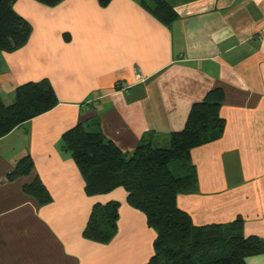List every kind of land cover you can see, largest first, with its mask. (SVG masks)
Returning <instances> with one entry per match:
<instances>
[{"label": "crops", "instance_id": "obj_1", "mask_svg": "<svg viewBox=\"0 0 264 264\" xmlns=\"http://www.w3.org/2000/svg\"><path fill=\"white\" fill-rule=\"evenodd\" d=\"M178 16L156 18L142 0H16L32 26L28 41L0 51V100L17 86L48 80L51 110L0 137V264H145L157 232L122 187L88 195L65 131L99 122L123 152L142 142L166 146L192 105L213 88L225 98L222 136L191 150L196 186L178 206L196 225L244 219V234L264 239V0H166ZM29 174L9 178L18 161ZM39 177L52 200L24 186ZM118 200V228L107 243L83 230L96 203ZM247 264H264V253Z\"/></svg>", "mask_w": 264, "mask_h": 264}, {"label": "trees", "instance_id": "obj_2", "mask_svg": "<svg viewBox=\"0 0 264 264\" xmlns=\"http://www.w3.org/2000/svg\"><path fill=\"white\" fill-rule=\"evenodd\" d=\"M16 0H0V51H13L29 39L32 26L19 15ZM55 6L63 0H37ZM107 5L111 0H99ZM160 21L172 23L178 16L166 0H142ZM225 91L211 89L195 102L182 130L169 135L166 146L142 142L131 152H123L100 129L79 121L65 131L63 148L70 151L85 180L88 195L105 194L122 187L128 203L146 214L148 225L157 232L154 254L145 264H247L248 256L264 253V239L244 234V219L238 216L226 224L196 225L191 215L177 204L180 193L196 186L191 150L220 138L225 129L221 106ZM58 104V96L48 80L28 81L17 86L15 100H0V137ZM176 163V165H175ZM34 163L30 156L20 159L9 175L29 174ZM175 165V168H172ZM26 193L41 204L52 200L39 177L24 186ZM118 200L96 204L83 230L87 239L109 242L118 228Z\"/></svg>", "mask_w": 264, "mask_h": 264}, {"label": "rangeland", "instance_id": "obj_3", "mask_svg": "<svg viewBox=\"0 0 264 264\" xmlns=\"http://www.w3.org/2000/svg\"><path fill=\"white\" fill-rule=\"evenodd\" d=\"M175 165H176V163H175ZM175 165H172V168H173V169L175 168ZM96 204H105V203H96ZM96 204H95V205H96ZM95 205H94V206H95ZM93 208H94V207H93ZM92 210H93V209H92Z\"/></svg>", "mask_w": 264, "mask_h": 264}]
</instances>
